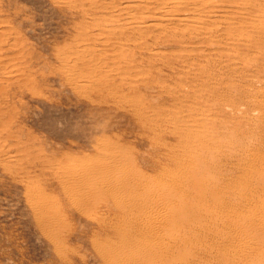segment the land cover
I'll use <instances>...</instances> for the list:
<instances>
[{
	"label": "rangeland",
	"instance_id": "obj_1",
	"mask_svg": "<svg viewBox=\"0 0 264 264\" xmlns=\"http://www.w3.org/2000/svg\"><path fill=\"white\" fill-rule=\"evenodd\" d=\"M192 5L197 32L154 20L156 0H0V264H137L133 248L159 264H264V0L180 13ZM195 157L219 166L226 241L176 256L179 230L111 234L122 196L94 179L136 167L161 196L185 193Z\"/></svg>",
	"mask_w": 264,
	"mask_h": 264
},
{
	"label": "bare ground",
	"instance_id": "obj_2",
	"mask_svg": "<svg viewBox=\"0 0 264 264\" xmlns=\"http://www.w3.org/2000/svg\"><path fill=\"white\" fill-rule=\"evenodd\" d=\"M156 1H157L156 9L157 11L158 10L160 11L158 13V15L160 16L159 18H155L154 20H157V21L166 20V19H170L171 16L176 15L174 18L178 22L182 23L185 27L187 26L190 29V32L199 31V28H196V26H190L189 22L187 21L193 20L194 14H197V11L203 12L204 9H202L201 7L192 5V7L189 9V12H188L190 13L189 15L184 14V11L180 13L181 9L187 6L186 5L182 7V4H190V3L196 4V0H156ZM118 3L119 2L114 3V7L121 5L119 10L121 9L125 10L124 7H134V8L137 7L135 5L133 6L132 2L131 4L130 2L126 4L127 1L125 4L120 2L123 5L118 4ZM238 9H241V7L239 6ZM146 11L149 12L148 10ZM145 13L141 12L140 14L139 13L138 14L141 15ZM149 15H152V14L149 13ZM127 19L129 18H125L126 23L131 22V20L127 21ZM185 22L187 23L185 24ZM146 25L155 26L158 24H155L152 22V23H147ZM212 29H214V27L211 28V31ZM0 31H2L1 28H0ZM202 36L204 37L206 35H202ZM194 159H195V162H199L200 165L195 166V167L190 166L186 168L185 174L183 175V179H182L183 186H185V193H177L174 191H169L165 194V196H161L162 190H159L158 187H154L152 182L148 181L147 178L144 179L143 178L144 176L135 170L136 167L135 169H131L132 172L122 169L121 173H118L119 176L117 174V177L114 179L109 177L108 179L98 180L100 176L99 177L96 176L94 172V175L98 177L97 179H94L95 180L94 185H95V188H97L99 192H102V194L103 193L108 194V196L111 197L113 200H115L116 203H117L118 196H122L119 208L123 211L124 214H126V216H119V219L116 217L118 219L116 220L120 222L115 223V220H114L113 222L114 224H112V226L110 227L112 229L111 234L116 236L121 241L127 242L131 240L133 233L136 234V232H138L137 229H140L142 232H144V235L145 233H148V234L152 233L157 238L162 233L166 234L164 232L165 229L170 232H172L173 230L175 231L179 230L181 231V233H176V232L171 233V237L174 240L173 245H176L171 254L174 255V253H176V256L179 254H183V252H186L184 248L188 250L186 253H189L190 251L195 249L198 244H201L200 241L206 240L207 237L214 238L216 236L221 237L222 235H224L223 233L225 231V227H227L230 224V221L226 219V216L223 213V208H221V206L224 205L227 207V205L231 206L232 204L230 201H227V200L223 201L225 198L223 196H220V192L223 193L222 189L225 188V186L219 185V182H221V180L218 181L217 177L215 176L217 171L219 170L218 169L219 166L216 167L213 165V163L206 165L207 163H202L204 161L203 158L199 159L198 157H195ZM111 160L114 161L115 164L117 162L122 166L125 165V164H122L121 158L118 156H112ZM96 166L97 165H95V167ZM200 167L202 168L200 169ZM93 170H96V169H93ZM90 171L88 173H90ZM86 173L85 175H89ZM97 174H100V173H97ZM91 175H93V172L91 173ZM91 175L89 178L87 177L90 180H92ZM102 176L100 178H102ZM82 178H84V174ZM71 179H73V181L77 179L79 180L80 176L75 175V176H72L70 180ZM78 180L76 182H80ZM96 180H98V182ZM76 182L74 184H77ZM81 184H83V181ZM86 185L85 186L81 185V186L84 188L86 187ZM91 185H89L90 188H92ZM226 187H230V185L226 184ZM86 188H88V186ZM119 193H122L123 195ZM96 194L99 195V193H96ZM215 204L217 206H215ZM79 206L81 205L79 204ZM235 223H237L236 230L239 229V234L237 236L240 237L243 234V223L241 222H235ZM107 224L108 223H106L105 225ZM138 235L143 236V234L140 232H138ZM226 240L227 238H224V237L222 239H219L220 242H224ZM159 243H160V247L164 249V252H165V249L171 251V249L169 248L170 243L162 241V240H160ZM145 249L149 250L147 247ZM126 255L128 259L136 261L137 264H159L158 262L161 261L159 258V254L147 256L143 252H139L138 250L134 248L130 249V251L127 252ZM113 256H114V253L112 254V256L108 255L106 257L109 264H120V262H118V257L115 258ZM225 258H226L225 256L221 257V259L224 261H225Z\"/></svg>",
	"mask_w": 264,
	"mask_h": 264
}]
</instances>
